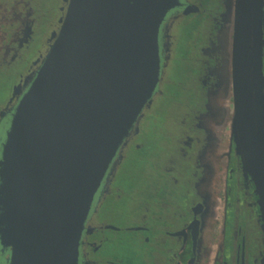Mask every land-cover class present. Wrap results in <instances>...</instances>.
<instances>
[{
    "label": "water",
    "instance_id": "obj_1",
    "mask_svg": "<svg viewBox=\"0 0 264 264\" xmlns=\"http://www.w3.org/2000/svg\"><path fill=\"white\" fill-rule=\"evenodd\" d=\"M263 0H227L231 56L212 103L255 187L264 233ZM178 0H68L2 147L0 197L23 192L11 264H77L84 223L160 80L158 34ZM213 97H211L212 99ZM217 102V103H216ZM18 226V224H17ZM14 239V238H13Z\"/></svg>",
    "mask_w": 264,
    "mask_h": 264
},
{
    "label": "flooded vegetation",
    "instance_id": "obj_2",
    "mask_svg": "<svg viewBox=\"0 0 264 264\" xmlns=\"http://www.w3.org/2000/svg\"><path fill=\"white\" fill-rule=\"evenodd\" d=\"M178 2L159 29L160 80L151 104L120 145L94 195L77 264H117L100 254L125 237L133 243L138 264H264L254 184L243 173L233 139L218 135L210 109L216 101L218 70L231 56V32L223 16L227 0ZM67 5L68 0H0V79L10 83L0 104V160L12 116L58 33ZM184 26L194 32L184 58L186 85L168 79L178 31ZM261 30L264 78V0ZM166 85L183 90V98L172 102L174 114L162 117L168 125L175 119L177 136L164 127L171 146L165 143L163 155L146 157L136 187L126 192L117 179L129 153L143 147L138 139L148 121L152 131L158 124L162 129L153 110L166 98ZM19 197L17 202L8 187L0 197V264H11L17 228L23 232V192ZM124 201L128 209L123 223H113L109 213Z\"/></svg>",
    "mask_w": 264,
    "mask_h": 264
},
{
    "label": "rangeland",
    "instance_id": "obj_3",
    "mask_svg": "<svg viewBox=\"0 0 264 264\" xmlns=\"http://www.w3.org/2000/svg\"><path fill=\"white\" fill-rule=\"evenodd\" d=\"M194 37V32L192 27L184 26L178 31V44L175 51V58L171 65V68L168 73V79L172 82L182 83L186 85V74H185V65L184 58L187 50V46L192 41ZM10 87L9 81L7 79H0V104L5 100L8 93V88ZM164 92L166 93V98L159 100L156 103V107L153 110V115H159L158 122H162L163 115L172 116L174 114V103L183 98V90L180 86H171L166 85L164 87ZM172 103V105H171ZM158 117V116H157ZM171 119V122L168 124H161L162 129H159V126L152 131V121L149 120L147 125L144 128V133L139 137L138 143L142 144L143 147L138 150H133L129 153V160L124 163L123 169L120 176L117 179L118 187L122 188L126 192L136 187V182L138 181L137 177L139 176L138 172L143 168V163L146 160V157L152 156L153 153L164 154L166 148L165 143L171 146V143L167 141V135L164 133V127L171 129L174 133V136H177L175 131L176 124L175 119ZM167 144V145H168ZM169 147V146H168ZM160 148V149H159ZM132 151V150H131ZM146 164V163H145ZM152 184L156 183L157 177L153 178ZM126 202H121L111 212L109 213V219L113 223H123L122 216L127 212L128 206ZM127 208V209H126ZM134 208V207H133ZM132 210V208L130 209ZM134 210V209H133ZM132 210V211H133ZM136 210V209H135ZM135 212V211H134ZM119 243L112 247H105L103 253L100 254L101 257L109 255V257L118 264V260L123 261L124 264H138L139 261L136 257L137 253L133 248V243L131 240H128V237L123 238Z\"/></svg>",
    "mask_w": 264,
    "mask_h": 264
}]
</instances>
